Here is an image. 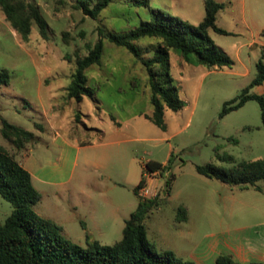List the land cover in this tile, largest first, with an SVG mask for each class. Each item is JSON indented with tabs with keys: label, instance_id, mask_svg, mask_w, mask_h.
<instances>
[{
	"label": "rangeland",
	"instance_id": "374dc122",
	"mask_svg": "<svg viewBox=\"0 0 264 264\" xmlns=\"http://www.w3.org/2000/svg\"><path fill=\"white\" fill-rule=\"evenodd\" d=\"M25 1L40 9L48 24L47 38L41 36L37 24L33 23L28 41H23L0 8V69H8L11 74L9 84L0 86V130L5 120L34 132L36 141L18 151L0 131V146L22 161L26 152L29 155L26 165L42 177L64 179L71 173L76 184L86 174L87 188L114 186L106 200L119 206L138 201L134 187L126 184L132 175V158H135L133 177L137 181L142 174L148 176L143 171L145 162L154 160L167 165L153 182L158 189V205L144 220L147 237L155 244L156 251L168 246L178 249L185 246L177 239L175 230L183 223L178 217L180 207L189 208L193 221L197 218L198 233L243 227L262 219L259 206L264 203V182H258L261 192L241 189L205 177L196 170L198 165L213 164L229 172L238 169L241 162L264 160V128L259 104L249 100L238 110L221 117L225 102L240 96L257 73L258 57L246 45L240 47L243 37L209 31L218 49L231 58L239 49L250 70L248 75L238 74L244 72L240 63L210 69L186 61L176 50L170 51L169 73L185 105L178 111L166 108V127L161 129L145 117L153 112L146 67L101 33L102 30L123 32L140 25L149 19L146 8L113 0L93 19L82 12L77 0ZM150 5L164 10L158 0H150ZM185 11L187 18L171 15L197 25L194 16L197 9L187 7ZM99 39L104 42L101 63L87 71V85L93 95L85 96L80 102L70 99L67 87L75 72L76 60L85 56ZM157 43L152 38L137 42L144 57L152 55ZM51 126L59 127L62 136L74 146H64L62 151V140L55 138ZM61 152L64 171L57 177L52 169ZM171 174L173 182L168 197L165 184ZM33 185L43 195V200L34 208L66 220L67 212L56 206H67L74 199L64 192L56 197L53 186L36 179ZM130 209L127 218L135 208ZM12 211V203L0 194V223ZM96 218L109 225L103 234L90 236L83 231L81 221H76L65 223L63 237L82 248L93 241L112 245L122 238L110 206L97 209Z\"/></svg>",
	"mask_w": 264,
	"mask_h": 264
},
{
	"label": "trees",
	"instance_id": "16d2710c",
	"mask_svg": "<svg viewBox=\"0 0 264 264\" xmlns=\"http://www.w3.org/2000/svg\"><path fill=\"white\" fill-rule=\"evenodd\" d=\"M113 0H77L79 8L85 15L97 19L100 13ZM125 3L144 7L148 10L149 19L140 25L123 32L101 31L109 42L125 48L137 60H140L148 72L150 102L153 112L145 115L161 129H165V110L182 109L184 101L179 97L178 89L173 84L169 73V56L171 50L178 51L188 61L204 65L210 69L230 67L234 60L218 49L209 35L213 30L219 34H228L218 27L217 15L225 6L214 0H205V15L201 22L193 25L183 21L162 9L151 7L150 0H123ZM0 8L5 20L15 29L23 41H28L33 23H36L43 38H47L48 24L37 5L25 0H0ZM144 38L157 39L158 43L149 57L142 55L137 42ZM104 52L103 39H99L88 53L76 60V69L67 87L70 99L80 102L93 92L87 85V71L101 63ZM264 58V57H263ZM256 63L257 73L250 84L243 89L237 98L225 102L221 117L238 110L247 101L255 100L261 109L264 128V96L250 93V89L264 83V60ZM11 74L8 69H0V86L8 85ZM78 118V116H77ZM76 118V119H77ZM114 120V118L112 117ZM1 135L18 151L27 149L28 144L35 143L34 132L3 120ZM40 129L41 126H38ZM168 167L157 161L144 163L143 171L163 173ZM199 174L215 178L241 189L261 187L264 182V160L256 159L241 162L235 171H225L213 164L198 165ZM142 177L134 187L138 189L144 183ZM173 174L167 179L165 191L170 196ZM0 194L12 203L13 211L0 223V264H196L177 256L171 250L156 251L155 244L147 237L144 220L147 214L158 205L157 197L143 200L140 197L137 207L125 220L122 238L112 245H101L97 241L89 243L87 248L70 244L62 235L61 227L54 221L44 218L35 211V205L42 199V194L34 187L30 172L25 169L16 155L0 146ZM178 217L186 219V210L178 209ZM215 264H235L227 254H220Z\"/></svg>",
	"mask_w": 264,
	"mask_h": 264
},
{
	"label": "crops",
	"instance_id": "0c3cea01",
	"mask_svg": "<svg viewBox=\"0 0 264 264\" xmlns=\"http://www.w3.org/2000/svg\"><path fill=\"white\" fill-rule=\"evenodd\" d=\"M158 1L160 3V6H162V8L168 13H170L169 10H172L173 13L171 14H178L186 17L185 14H187V12L185 11V8L189 7L197 9L194 14L195 19L197 20L196 22L199 23L204 18L205 0ZM214 1L225 4L224 8L220 10L217 15L216 23L218 27L227 31L228 35H233L236 38L243 37L244 43H242L240 47L246 45L249 49V52L258 57L257 60L262 59L264 57V0ZM186 20L187 22H189L188 19ZM233 58L234 64L240 63L244 68V72L238 74L248 75L250 70L242 59L239 49L235 52ZM250 93L264 96V83L253 86L250 89ZM51 127L55 131V138H61L62 140V151L64 146H74V143L62 136L60 132L61 129L59 127ZM77 147L78 149L82 148V146ZM63 156L64 154L63 152H61L60 156L58 157V162L52 169V173L54 176L59 177V175H63ZM28 157L29 155L25 152V154L22 155L23 161L20 160V162L22 166L30 172L33 184L34 179H36L41 184L53 186V192L55 193L56 197L60 196V194L64 192L68 197L74 199L72 202L68 203L67 206H64V204L56 206L60 211L67 212L68 217L66 220H59L35 208V211L39 215L54 221L61 227L62 231H64L65 229V223H74L76 221H81V223L83 224V231L90 236H94V234L96 233L103 234L109 228V225L106 223V221H102L96 218L97 209H99L100 207L106 208L108 205L111 207L112 212L117 217L115 221L117 224V231H123L124 221L127 219V212H130L128 211L131 210L130 208L137 207L139 198L136 202L128 201L125 205L122 206L114 205L113 203H110L106 200L107 198H109L108 195L110 193V190L114 186H112V188L96 186H93V188H87L88 176L86 174L81 175L79 179H81L82 181L76 184H73L72 182L73 176L71 173L67 178L64 179H48L46 177H42L37 173L34 174L28 167V165H26V162H28ZM134 161L135 158H132L130 164L132 175L129 176L128 179H126V184L133 187H135L139 183L142 177L141 176L138 181L137 179H134ZM88 162L90 163L91 160H89ZM261 191L262 189L258 192ZM42 200L43 195L41 201ZM259 207L260 213L262 214V219H259L252 225L231 229H222L220 231H206L204 233H198V227L196 224L197 218H195L196 222L195 220L193 221L191 211L188 207H186V219L183 220V223H180V225L175 229L177 239H181V243H184L185 246L181 247L180 249L168 246L164 249H161V251L171 250L177 256L191 260L196 264H215L216 258L220 254L229 255L233 259L235 264H264V203H262ZM80 210H82L84 215L81 214ZM201 218L202 217H200V219ZM120 220L121 223H119L118 225V222H120Z\"/></svg>",
	"mask_w": 264,
	"mask_h": 264
},
{
	"label": "built area",
	"instance_id": "2783aa9c",
	"mask_svg": "<svg viewBox=\"0 0 264 264\" xmlns=\"http://www.w3.org/2000/svg\"><path fill=\"white\" fill-rule=\"evenodd\" d=\"M147 173V177H145L144 183L140 186L138 189L137 195L143 200L148 199H154L158 195V189L153 184L155 179L157 178L156 175L160 174L159 172L149 173L148 171H145Z\"/></svg>",
	"mask_w": 264,
	"mask_h": 264
}]
</instances>
